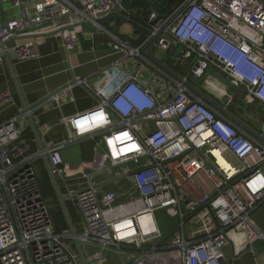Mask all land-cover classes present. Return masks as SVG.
<instances>
[{
  "label": "built area",
  "instance_id": "2783aa9c",
  "mask_svg": "<svg viewBox=\"0 0 264 264\" xmlns=\"http://www.w3.org/2000/svg\"><path fill=\"white\" fill-rule=\"evenodd\" d=\"M3 1L18 9L24 5V0ZM117 1L40 0L31 14L23 9L19 19L0 20V46L57 20L66 22L60 41L71 51L81 22L96 23ZM171 4L168 15L153 10L146 16L148 34L140 47L123 43L117 51L128 58L140 57L146 45L171 54L181 46L174 65L189 67L195 79L215 69L242 88L243 103L257 105L253 114L261 120L259 129L240 127L213 111L193 96L186 78L160 71L167 83L158 78L143 83L114 63L93 86L75 78L96 105L65 119L69 136L46 153L66 203L81 215L84 229L78 238L84 243L138 249L162 237L155 213L170 210L178 221L164 246L171 264H222L227 245L240 253L262 238L252 214L264 201V0ZM35 47L17 44L9 50L23 62L39 58ZM71 88L69 84L53 98ZM11 97L9 90H1L0 107L10 104ZM22 113L18 109V116ZM18 116L0 125V264H80L68 244L71 235L53 228L32 163L24 160L17 167L13 162L26 150ZM85 138L93 144L95 163L66 166L60 149ZM125 166L131 167L119 177L131 179L139 208L119 215L123 205H117L116 194L99 195L93 175L111 172L113 178L119 174L112 171ZM225 264H235L234 259Z\"/></svg>",
  "mask_w": 264,
  "mask_h": 264
},
{
  "label": "crops",
  "instance_id": "0c3cea01",
  "mask_svg": "<svg viewBox=\"0 0 264 264\" xmlns=\"http://www.w3.org/2000/svg\"><path fill=\"white\" fill-rule=\"evenodd\" d=\"M38 1L40 0H24L22 9H18L12 3L0 0V20L19 19L23 9L31 14L33 5ZM133 1L126 0V4ZM171 9L172 5L167 13L160 14V16L168 15ZM125 11L128 13L124 17ZM117 12L120 16L111 15L99 23L81 22L78 44L71 51H66L60 41L61 30L67 27L65 21L49 20L40 26L33 27L24 35L6 42L0 48V57L2 58L0 91L7 89L11 92L12 97L10 104L0 107V125L14 114L18 116V109H22L6 64V56L11 60L15 77L27 105L32 107L30 112L45 151L69 136L65 119L87 111L96 105L95 97L83 86L77 85L75 78L84 79L87 84L93 86L100 81L105 70L114 63H118L130 73L137 74L143 83L153 84L156 81L157 77L153 71L159 76L160 71L167 72L173 79L186 78L187 86L194 97L234 124L240 127L248 125L239 118L242 106H244L243 89L233 86L224 75L215 69H209L202 78L195 79L189 74V67L185 73H180L182 68L174 65L170 52H162L151 45L141 47L140 57L123 58L122 54L117 51L123 43L130 48H137L143 43L138 40L147 36L148 32L145 27L147 11L142 9L125 10L122 4ZM121 17H124L125 21L116 26L115 20ZM26 43L37 46L35 48L39 58L17 62L9 49L14 45ZM139 62H143L146 67H140ZM69 84H72L69 93L53 98L56 93ZM172 89L174 88L171 87ZM255 106L256 104L252 103L246 107ZM17 123L22 130L21 140L26 144V150L16 156L17 158L13 162L17 167H20L19 163L27 160L32 163L34 169L35 167L39 169L40 152L26 115L20 114ZM92 148L91 140L85 138L60 149L59 154L66 166L76 168L83 163H95ZM126 167L130 169L131 166L113 170V175L119 174L113 178H111V172L110 174L95 173L93 175V182L96 183L99 195L107 192L116 194L117 205H123L119 215H130L139 208L131 179L124 176L119 177L118 171H124ZM68 204L74 213V216L70 217L71 223L76 234L79 235L84 229L81 215L70 203ZM252 218L254 224L260 228L259 230L263 234L262 238L253 241L247 249L240 253H236L233 244L227 245L223 252L222 264L233 259L235 264H264V201L253 212ZM177 223L176 217V226ZM61 233L69 234L68 229ZM168 237L163 236L150 240L138 249L128 247H121L119 250L103 249L92 243H84L82 250L88 264H171V255L164 251V246L169 240ZM70 243H73V240L68 241L69 245ZM72 249L75 251V248ZM97 256L101 258L97 259Z\"/></svg>",
  "mask_w": 264,
  "mask_h": 264
},
{
  "label": "water",
  "instance_id": "95a60500",
  "mask_svg": "<svg viewBox=\"0 0 264 264\" xmlns=\"http://www.w3.org/2000/svg\"><path fill=\"white\" fill-rule=\"evenodd\" d=\"M124 1L125 0H118L117 3L112 8V10L110 11V13L106 17L111 16V15L120 16L119 13L117 12V10L120 8V6L123 4ZM169 1H171V0H169ZM149 12L150 11H147L146 16L149 14ZM106 17H104V18H106ZM104 18L96 20V23L101 22ZM15 38L16 37H14V38H12L10 40H14ZM4 45H5V43L2 44L0 46V48L3 47ZM181 49H182V47L178 46L174 50V52L171 55V60L172 61H174L175 58H177V56L179 55ZM5 60H6V64H7L11 79H12L14 87H15V91H16V93H17V95L19 97V100L21 102L22 110L26 114L29 127L31 129V132L33 134V137H34L35 141L37 142L38 149H39V152H40L39 159L42 161V163L44 165L45 171L47 173L48 179L50 181V184H51L52 190L54 192V195L56 197L57 203L59 205L60 211H61V213L63 215V218H64V220L66 222L69 235H71V237H72L75 251L78 254V257H79V260H80L81 264H88V262L86 261L85 255L83 253V250H82V245L84 244V242L81 241L78 238V235L76 234L75 229H74V227H73V225L71 223V219H70V216H69V213H68V209H67V206H66V201H65V199H64V197L62 195V192H61V189L59 187V184H58L57 180L55 179V177H54V175H53V173L51 171V167H50V164H49V161H48L47 153H46L45 149L43 148V146L41 144V141H40V138H39L36 126H35V122L33 120L31 112H30L32 107L27 105V103H26V101H25V99L23 97L21 88H20L19 83H18V81H17V79L15 77V73H14L13 66H12L10 58L8 56H6ZM67 184L70 185L71 183L67 182Z\"/></svg>",
  "mask_w": 264,
  "mask_h": 264
},
{
  "label": "trees",
  "instance_id": "16d2710c",
  "mask_svg": "<svg viewBox=\"0 0 264 264\" xmlns=\"http://www.w3.org/2000/svg\"><path fill=\"white\" fill-rule=\"evenodd\" d=\"M174 0H171L169 2V0H153V1H149V0H134L133 2H130L129 4H126V0L123 2V8L125 10H133V9H142L144 11H151V9L153 10H158L159 11V15L161 14H164V13H167L168 10H170L171 8V3L173 2ZM169 3V5H168ZM126 12V13H125ZM123 14H124V17L127 16L126 14L128 13L127 11H125ZM150 13V12H149ZM124 17H121V18H117L115 21V24L116 26H119L120 24H122L124 21H125V18ZM145 36L143 37V39H139L138 41L141 43L142 41L145 40ZM188 70V67H185V68H182L180 73H185L186 71ZM257 107V105H256ZM40 164V168L38 170H36V173H37V177H38V181H39V184L40 183H43L45 185V189H46V192H47V197L50 201V206L52 205L53 207H56L58 209V211L60 212L61 216H62V220H61V223L59 225L58 222H54L53 219H52V216H51V219H52V223H53V228L55 230V232L57 233H61V231H64L67 229V225H66V222L63 218V215L60 211V208H59V205L57 203V200H56V197L54 195V192L52 190V187H51V184H50V181L48 179V176H47V173L45 171V168H44V165L43 163L40 161L39 162ZM36 169V168H35ZM42 192V191H41ZM48 206V207H50ZM66 206H67V209H68V212H69V216L70 217H73L74 216V213L72 212V209L70 208V205L68 203H66ZM51 215V213H50ZM71 247L74 248V244L73 243H70Z\"/></svg>",
  "mask_w": 264,
  "mask_h": 264
},
{
  "label": "rangeland",
  "instance_id": "374dc122",
  "mask_svg": "<svg viewBox=\"0 0 264 264\" xmlns=\"http://www.w3.org/2000/svg\"><path fill=\"white\" fill-rule=\"evenodd\" d=\"M255 24H257V22H255ZM259 27H261V26H259ZM139 65H140V67H146L143 62H139ZM153 73L156 75L155 77L160 79L161 82L167 83L156 72L153 71ZM243 105L244 106H242L243 107L242 108V113L239 114V118L241 120H243L244 122H246L251 127H253L254 129H259L260 124H261V120H260L259 117L255 116L253 114L254 110L257 111V107L256 106L255 107H246L247 106L246 104H243ZM229 160H230V158H229ZM39 166H40V164H39ZM36 170H38V169L36 168ZM119 173H121V170L119 171ZM39 181H40V179H39ZM40 189L42 191V196H43L47 206H50L49 205L50 201H49V199L47 197V192H46V189H45V185L43 183H40ZM260 205H258V207ZM119 206H121V205H119ZM48 209H49V212L51 213L53 221L54 222H58L59 225H60L61 220H62V216H61L60 212L58 211V209L56 207H53L52 205L50 207H48ZM155 219H156V222H157V225L159 227V230L161 232L162 237L163 236H168L170 234V232L176 227V216L170 210L169 211L167 210V211H164V212L163 211L156 212L155 213ZM256 229H257L258 233L263 235L261 233V231L259 230L260 228L257 227V225H256Z\"/></svg>",
  "mask_w": 264,
  "mask_h": 264
}]
</instances>
